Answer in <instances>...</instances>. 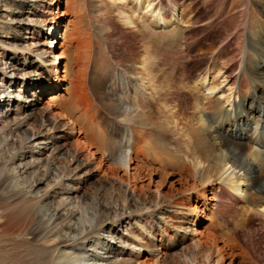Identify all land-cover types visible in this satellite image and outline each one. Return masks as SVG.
<instances>
[{
  "label": "rangeland",
  "instance_id": "374dc122",
  "mask_svg": "<svg viewBox=\"0 0 264 264\" xmlns=\"http://www.w3.org/2000/svg\"><path fill=\"white\" fill-rule=\"evenodd\" d=\"M122 1L0 0V40L5 43V46L0 45V110L6 107L4 112L0 111V134L3 136L0 158L2 154L11 157V167L22 170L20 175L16 174L17 177L9 178L5 187L7 191L10 190L8 195L20 192L32 197H43L44 202L39 204L41 225L44 229L42 236L65 225L73 228L63 234L75 243L72 247L61 248L57 264L152 263V256L138 253L136 236L141 233V227L148 226V223L136 216H129L131 211H136V204L126 199L129 193L125 192V181L132 178L133 170L126 172L118 162L119 140L124 131L132 136L133 129V146L137 149L140 164L145 169L144 177L137 182L138 194L144 192L153 197L156 186L165 175L169 177L166 185L162 186V191L169 192L170 183L180 177L178 173L182 172L183 161L187 159L184 138L180 135L183 116L179 112L181 108H190L192 104H189L191 99L188 92H184L191 87L182 89V83L187 82L184 77H194L210 67L211 56L222 40H228L237 26L242 28V10L247 2L180 1V14L186 9V13L191 16V22L187 23L185 17L181 22L174 21L169 16L171 24L168 28H158L156 31L150 28L141 35L119 12L123 5L128 8L132 0ZM252 1L255 6L251 10L250 27L254 30L261 27L260 20L264 22V9L260 6V1L264 0ZM33 4L38 6L34 7ZM58 5L60 17L55 22L56 33L52 35L47 27L50 28ZM40 13L44 15L41 18ZM133 20L139 21L137 16ZM172 26H177L182 37L181 44L174 46L176 48L171 47L169 29ZM52 38L58 40L56 51L63 56L58 61L61 78L55 81L51 80L47 67L29 52L47 49L46 58L52 59L53 48L48 45ZM246 38L243 37L244 42L248 41ZM196 39L193 56L187 57L182 52L183 49L186 51V46H183ZM11 41L21 44L24 52L8 49L6 43ZM232 51H235L234 43L230 50L224 51V57L216 60V65L210 67L206 84L218 85L219 88L214 94L221 92L223 98L231 95L233 102L236 100L235 88L231 89V82L227 78L230 73L229 66L232 65L230 59L234 55ZM27 54L29 58L25 60L24 56ZM51 63L48 62L49 65ZM64 75H67L65 82L62 81ZM200 75L202 77L204 74ZM9 76L14 77L16 84L8 88L10 84H7L6 77ZM254 76L260 84L257 86L259 96L264 101V77ZM167 81L170 88L173 86L171 89L166 85ZM31 83L30 87L35 88L30 93L28 87ZM19 90L21 96L15 98V95H19ZM108 93L111 94L108 96ZM18 99L21 103L26 101L36 107V117L48 122L54 119L56 112L64 114L65 118L60 120L58 129L52 133L55 138H46L39 128L34 127L35 117L23 126L21 132L12 137L6 136L5 130L22 120L23 114L31 113L30 109H26L22 115L11 110L7 112L8 102L17 103ZM116 100H125L127 104L135 103L139 116L126 119L124 115H119ZM237 100L239 101V97ZM51 102L54 106L46 110ZM246 108H249L248 104ZM68 120L74 123L72 133ZM25 133L31 137L30 140L23 141ZM91 152L94 153L95 161L88 162ZM20 153L22 158L19 159ZM70 153L77 157V163L73 166H81L77 169L79 175L74 177L76 172H73L71 177L74 178L67 182L60 167L51 172L48 170V163L51 159L67 163L71 159ZM101 157L102 164L98 167L97 162ZM177 161L180 163L176 165L174 162ZM62 180L66 181V185H63ZM175 193L178 200L184 202V197L179 192ZM2 194L1 191L0 199L4 197ZM96 194L101 203L116 212L120 220L117 219L113 228L110 226L113 224L107 222L104 227L99 228L98 233L83 238L96 221L95 212L86 207L87 202ZM241 202H234L235 206L227 208L226 216L215 214L213 219L219 226L215 223V227H218L215 229L220 231H217L220 238H226L233 230L242 229L241 224L248 217V209L245 210L246 207ZM192 205L199 209L203 207L197 200ZM52 209L59 212L56 220L55 217L49 218ZM179 209L182 207L166 208L167 212L172 213L173 223L177 226L187 219ZM208 214L210 215L209 212ZM220 218H223L222 221ZM200 221L203 224L196 226L197 230L207 229L211 222L204 217ZM253 221L252 224L257 225L256 219ZM190 224L194 225L193 222ZM221 231L224 232L220 234ZM158 236L156 245L161 252L162 264H177L184 253L195 255L193 245L196 235L194 237L189 233L184 237L173 233L172 238L176 242L174 247L166 240L167 236L165 243L161 242L165 234ZM107 243L112 244V253H105ZM37 258L40 259V253L35 251H24L18 256L8 258L5 253L0 252V264H36ZM241 260L239 257L238 263ZM228 262L229 259L226 263Z\"/></svg>",
  "mask_w": 264,
  "mask_h": 264
},
{
  "label": "bare ground",
  "instance_id": "6f19581e",
  "mask_svg": "<svg viewBox=\"0 0 264 264\" xmlns=\"http://www.w3.org/2000/svg\"><path fill=\"white\" fill-rule=\"evenodd\" d=\"M180 1L185 2L186 0H132L128 7L129 11H127L126 5H123L119 12L126 22L134 25L142 35L150 28L154 31L158 28H168L171 24L169 16H172L174 21L181 22L185 17L187 23L191 22V16L186 13V9H183L180 14L181 8L178 6ZM260 3V6L264 9V2L260 1ZM32 6L37 7L38 5L33 4ZM59 6H57V12L50 28L47 27L52 35L56 33L55 22L60 17ZM254 6L252 0H247L244 4V10H242V28L237 26L228 40H222L210 59L212 60L210 67L213 64L216 65V60L224 57V51L230 50L232 44H235V51H232L234 55L230 59L232 65L229 66L230 68L228 67L230 73L227 74V78L231 82V89L235 88V101L232 102L231 95L223 98L221 92L214 94L219 88L218 85L206 84L207 74L211 70L209 66L201 71L200 74H204L202 77L200 74L195 75L196 77L184 75L187 82L182 83V89L191 87L184 92L186 94L188 92L191 99L189 104H192L190 108H181L179 112L183 116L180 135L184 138L187 159L183 161L182 172L178 173L180 177L177 181L170 183L171 189L169 192L162 191V186L166 185V179L169 177L165 175L159 185L156 186L153 197L144 192L138 194L137 182L144 177L145 169L140 164L137 149L133 146L135 133L131 129L132 136H130L131 133L124 131L121 139L119 138L118 162L126 172L133 170L132 178L127 179L126 183L124 182L126 184L125 192H128L130 197L126 199H130L136 204V211H131L129 216H136L143 222L148 223V226L141 227V233L136 236L137 245H139L138 253L139 255L152 256V263L150 264H162L161 252L158 245H156L158 235L161 237L162 233L165 236L161 238V242L165 243L167 236L166 240L170 241L169 244L172 247L176 245L172 238L173 233L184 237L190 233L197 237L193 245L195 255L191 256L184 253L177 264H264V101L259 96L257 86L260 84L254 76L255 74L264 77V22L260 20L261 27L258 29L253 30L250 27L251 10ZM42 16H44L43 13H40L39 18ZM136 16L139 19L138 22L133 20ZM42 20L45 22V17ZM169 30L171 47L181 44L182 37L179 35L177 26ZM243 37H247L248 41L244 42ZM57 43L56 38L49 41V47L53 48L51 49L53 57L49 60L46 58L47 49L40 52L29 51L35 55L34 57L41 64L47 67L51 80L54 81L61 78L58 61L63 57L56 51ZM196 43L197 39L187 42V44L184 43L183 47L186 46V51L183 49V54L187 57L193 56ZM0 45L5 46V43L0 40ZM6 46L13 51L21 50L24 52V49L20 47L21 44L17 42L11 41L6 43ZM28 58V54L24 56L25 60ZM49 61L52 62L50 65L48 64ZM245 61L246 63H244ZM186 74H188L187 70ZM23 75L26 76V73ZM66 76L62 77V81L67 80ZM6 81L7 84H10L8 88L16 84L14 77L11 76L6 77ZM32 83L28 87L30 93L35 88L30 87ZM166 85L169 89L173 87L170 88L169 81ZM18 94L14 97L21 96V90ZM109 94L111 93H108V96ZM238 97L239 101L237 100ZM116 102L118 103L116 109L119 115H124L126 119L139 116L137 115L138 107L135 106V103L130 102L131 104H127L128 102L125 100L123 102L116 100ZM247 104L249 108H246ZM52 106H54V103L51 102L46 110ZM2 108L0 111L4 112L6 107ZM26 109H30L31 113L23 114L22 120L17 122L14 127L5 130L7 137H12L15 133L21 132L23 126L35 117L34 127L39 128V131L44 133L42 135L50 139L54 137L52 133L58 129L60 120L65 118L63 113L56 112L54 119H50L48 122L46 119H40L38 115L36 117L37 109L32 104L26 101L22 103L20 101L17 103L14 101L8 102L7 112L11 110L22 115ZM68 121L71 128L69 130L72 133L74 132V123L71 120ZM30 138L29 135H26L23 141L30 140ZM2 142L3 136L0 134V145ZM65 157L68 158V156ZM69 157L71 159L67 163L56 162L55 159H51L48 163V170L51 172L58 170L60 167L67 182L72 181L78 174L77 169L81 166L80 164L73 166L77 163L75 155L70 153ZM102 157L97 162L98 167L102 164ZM18 158H22V153L18 154ZM12 161L11 157L1 155L0 192H3L4 197L0 199V252L5 253L8 258L18 256L24 251H35L40 253V259L37 258L38 262L36 264H57V259L61 256L59 254L61 248L64 246L67 248L72 247L75 243L73 239L66 238L63 234L64 231L66 233L72 231L73 228L65 225L42 236L44 229L41 225L42 216L41 213L39 214V204L44 202L43 197H32L20 192L8 195L10 190L7 191L5 187L7 180L11 177H17L16 174L20 175L22 171L21 169L17 170V167H11ZM87 161H95L93 152L89 153ZM179 161L174 163L177 165L180 163ZM73 172L76 173H74V177H71ZM62 181L63 185H66V181ZM62 181L59 183H62ZM175 192H179L184 197V202L178 200ZM209 194H211V197H208ZM194 200L202 204V209L192 205ZM237 201H242L241 203L246 207L245 210L248 209L246 215L248 217L244 218L241 230H233L228 233L229 235L226 238H220L219 233L217 234L219 230L216 231L215 229H218L219 226L213 218L217 213L226 216V209L229 207L231 209L235 206L233 203H237ZM86 205L87 208L95 212L96 221L83 238L98 233L99 228L104 227L107 222L113 224L110 225L113 228L117 219L120 220L116 212H112L108 205L101 203L97 194ZM179 206L182 207L179 210H182L183 216L187 219L177 226L173 223L172 213L167 212L166 208ZM175 210H178V208H175ZM58 214L59 212L56 209H52L49 218L55 217L56 220L59 218ZM203 217L211 222L207 229L197 230L196 226L202 223L200 218L202 220ZM221 219L223 218H220V221H222ZM254 219H256L257 225L252 224ZM191 222L194 225L190 224ZM215 225L218 227H215ZM223 232L221 231L220 234ZM221 242L222 246H220ZM106 246L107 251L105 253H112V244L107 243ZM239 257L242 258L241 263H238ZM227 259H229L228 263H226ZM139 264H147V261H140Z\"/></svg>",
  "mask_w": 264,
  "mask_h": 264
}]
</instances>
